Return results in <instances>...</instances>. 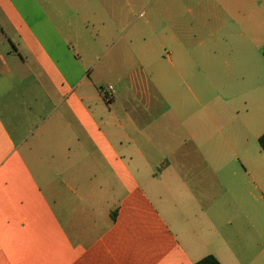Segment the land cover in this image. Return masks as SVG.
I'll return each mask as SVG.
<instances>
[{"label":"crops","instance_id":"crops-1","mask_svg":"<svg viewBox=\"0 0 264 264\" xmlns=\"http://www.w3.org/2000/svg\"><path fill=\"white\" fill-rule=\"evenodd\" d=\"M44 3L62 22L47 17L30 26L13 1H0L40 70L33 92L25 59L20 74L4 62L0 77L7 87L0 88V264H196L207 256L264 264V220L253 214L214 97L225 88L230 62L244 56L234 26L243 46L264 45V0ZM141 9L165 18L169 56L157 54L158 41L138 42L135 63L146 87L128 74L116 78L130 85L101 108L89 87L110 70L95 75L73 65L50 32L87 47L80 32L102 31L90 36L93 46L109 29L100 16L127 28ZM185 24L188 32L176 35V25ZM16 77L21 107L10 99L15 87L7 86ZM48 98L54 108L45 115Z\"/></svg>","mask_w":264,"mask_h":264},{"label":"rangeland","instance_id":"rangeland-1","mask_svg":"<svg viewBox=\"0 0 264 264\" xmlns=\"http://www.w3.org/2000/svg\"><path fill=\"white\" fill-rule=\"evenodd\" d=\"M2 1V0H0ZM19 9L29 25H34L40 19L50 17L54 22H62L55 11H52L53 5L44 3L45 0H11ZM54 1L55 0H51ZM60 0H56L58 3ZM149 6L156 5V0H148ZM251 8H257L255 5ZM47 14L45 15L43 11ZM193 18V16H190ZM9 17L0 9V77L5 73L4 62L10 67L15 74H20L22 69V59L29 62L30 85L28 89L38 91L40 88L37 78L40 75V70L37 68L32 52L27 48L24 41L21 39L20 32L14 31L9 26ZM156 17L149 15L146 9L138 10L136 14L131 15L130 20L134 21V26L123 28L115 26L109 16H100V20L109 26V29L104 31L105 37L103 41L97 40V43H90V36L97 37L102 31L91 28L86 32H80L82 38L89 39V46H76L72 42L65 43L64 39L58 32H50L55 38L60 41V51L73 65L80 69L88 67V73L94 71L95 75L105 67V71L110 70L111 74L102 73V79L96 85L89 87V95L97 96V104L101 108H108L106 99L112 97L113 93L119 94L123 88H128L130 80L123 84L115 83V79L128 74L133 76V80H137L139 86L142 84L146 87L144 72L137 68L135 63L136 56H141L138 42L144 40L159 42L157 54L160 57L166 58L169 56L171 48L167 46V27L166 20L162 16ZM188 19V18H187ZM67 20V19H66ZM151 23V24H149ZM157 23V25H155ZM233 35L236 34L238 42L237 47L244 56L235 62H230V67L226 69L223 64H219V70L226 69L229 75L226 77L225 88L220 89L214 94L216 101L222 107V120L227 122V132L224 130L225 137H233V143L237 149V158H234L235 167L241 177V181L249 185L251 192V201L253 203L254 215L261 217L264 220V152L261 150L258 139L264 134V45L257 43L252 44L249 41L245 42V46L240 42L239 34L241 27L234 26ZM137 31H131V29ZM189 27L185 25H176V35H184L188 32ZM36 35L41 37V31L35 30ZM170 33V32H169ZM256 41L258 40V31H253ZM264 37V35H262ZM43 37V36H42ZM54 38V37H53ZM62 38V39H61ZM169 38L170 35H169ZM44 38V43L48 46L50 52L59 61L58 63L64 67V59L56 55L55 48L49 45V40ZM234 40V39H233ZM15 45V46H14ZM177 49V48H176ZM109 62H111L109 64ZM118 62V63H115ZM108 64V68H107ZM17 65V66H15ZM27 69V68H26ZM25 69V70H26ZM28 70V69H27ZM218 70V68H217ZM118 75V76H116ZM96 76L90 78L89 81H97ZM95 84V82H94ZM7 86L14 88L10 95L11 101L21 107V102L15 96L22 93V87L19 85V78L7 82ZM113 88V92L110 91ZM0 88H7L6 81L0 78ZM211 97V96H210ZM33 100V96L29 97ZM118 98V95H117ZM133 99L131 96L130 100ZM59 101L58 99L56 100ZM148 98H144L146 103ZM123 102V100H122ZM132 102V101H131ZM42 103V102H41ZM31 104H34L32 102ZM45 115L53 111L54 104L49 98L45 101ZM45 115L43 117H45ZM57 117V116H56ZM55 118V115L52 116ZM264 225V223H262Z\"/></svg>","mask_w":264,"mask_h":264},{"label":"trees","instance_id":"trees-1","mask_svg":"<svg viewBox=\"0 0 264 264\" xmlns=\"http://www.w3.org/2000/svg\"><path fill=\"white\" fill-rule=\"evenodd\" d=\"M263 56H264V50H263ZM258 143L262 151L264 152V134L260 136L258 139ZM196 264H221L214 256H207L200 261H198Z\"/></svg>","mask_w":264,"mask_h":264},{"label":"built area","instance_id":"built-area-1","mask_svg":"<svg viewBox=\"0 0 264 264\" xmlns=\"http://www.w3.org/2000/svg\"><path fill=\"white\" fill-rule=\"evenodd\" d=\"M110 91H112V92H113V88H112V87H110Z\"/></svg>","mask_w":264,"mask_h":264}]
</instances>
